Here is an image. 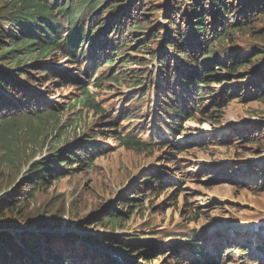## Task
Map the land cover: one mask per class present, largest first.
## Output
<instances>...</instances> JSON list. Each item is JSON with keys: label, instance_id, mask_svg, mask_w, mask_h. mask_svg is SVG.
Segmentation results:
<instances>
[{"label": "trees", "instance_id": "trees-1", "mask_svg": "<svg viewBox=\"0 0 264 264\" xmlns=\"http://www.w3.org/2000/svg\"><path fill=\"white\" fill-rule=\"evenodd\" d=\"M64 1L5 0L1 6L0 148L1 141H6L12 129L20 125L38 130L42 141L49 130L58 127L64 109L51 98L54 95L50 94L48 86L39 82L40 77L48 72V60L56 50L78 63L82 56L92 59L91 70L100 63L101 69L111 71V75L102 73L96 88H102V83L119 82L141 88L143 92L130 103L148 100L144 83L149 81L150 86L152 80L144 77V73H125L124 68L133 64L145 65V59H157L158 113L154 112L157 118L153 125L160 133V142L140 140L136 136L140 128L131 132L134 126L126 133H120V118L105 115V108L99 109L101 105L96 102L94 94L81 84L77 97L65 109L76 103L94 108L96 114H101L99 123L102 128L93 137L82 135L75 138L76 142L70 145L66 141L63 145L49 146L46 157L30 159L27 172L20 173L17 178L18 172L11 177L5 167L1 169L3 184L0 188L7 189L0 192V227L8 224L23 227L31 223L56 226L75 222V218L65 219L61 209L50 212L53 216H32L31 204L39 193L59 180L88 171L97 158L114 151L115 146L98 138L115 136L118 147L146 154L158 144L175 154L188 152L186 146L194 143L202 150L210 145L226 148L251 145L249 149L256 152L264 150V122L233 126L228 133L219 136L215 132L208 139L198 138L184 143L176 139L185 118L199 116L219 122L224 109L232 101L241 104L264 101V65H259L264 58V0H67L65 4ZM158 16L164 18V22H160ZM6 25L11 32L6 30ZM246 37L257 41L256 44L245 47ZM169 50H174L175 54H170ZM116 55L117 58H113ZM133 56H140L143 60L133 62ZM120 58L123 60L117 65L116 60ZM89 61L87 59V63ZM34 69H40L36 73L38 76H35ZM143 78L146 82L140 81ZM212 85L219 88L220 95L207 89ZM121 99L118 96V100ZM201 102H209V107ZM140 111L141 108L136 113L139 115ZM133 115L124 114L128 123H136V126L144 122L147 125L148 120L134 122ZM12 149L10 147L8 151ZM23 149L10 158L13 166L20 165L26 158ZM235 165L240 167L238 163ZM236 167H230L222 180L235 183L240 190L264 191V166L252 165L243 178L236 175ZM12 168L17 170L18 167ZM210 170L213 176L209 177L213 180L219 176L222 178L218 167ZM160 173L163 176L152 169L143 170L142 175L147 177L144 179L145 190L137 185L132 196H121L115 206L107 209L100 206L95 217H86L91 218L87 221H94L93 228L114 230L133 222L139 211H158L160 206H145V202L139 201L144 196L151 201L153 196L159 197L162 193L173 192V197L182 193V180L176 173ZM251 177L253 182L246 181ZM11 178L16 179L9 186ZM198 231L196 227L181 228L164 238L162 232L155 230L143 237L118 239L113 235H97L89 240L128 255L133 262H139L138 257L142 256V259L161 256L167 257L166 260L172 257L170 264L174 261L178 264H222L221 259L225 260L231 249L242 251L241 255L246 253L242 242L227 240L226 244H218L212 240L207 241L212 245L204 244L199 240ZM77 241L76 234L51 237L48 233H32L16 237L8 231H0V264H106V261L117 264L108 254L89 255L86 246ZM176 243L186 245L187 251L182 252ZM227 246L231 249L224 251ZM260 249L264 251V245ZM223 252L227 254L222 257ZM135 255L138 257L131 259ZM100 257H103L101 261L96 262Z\"/></svg>", "mask_w": 264, "mask_h": 264}, {"label": "rangeland", "instance_id": "rangeland-1", "mask_svg": "<svg viewBox=\"0 0 264 264\" xmlns=\"http://www.w3.org/2000/svg\"><path fill=\"white\" fill-rule=\"evenodd\" d=\"M66 1H64V4ZM4 2L5 0H0V11ZM158 18H160V22L164 21L162 17L158 16ZM6 30L11 32L7 25ZM256 42L252 38L246 37L244 43L247 45L245 47L256 44ZM169 52L174 54L173 50H169ZM117 56L113 58H117ZM78 60L79 64L74 59L64 56L63 52L59 50H56L54 55L50 57L48 67H46L48 72L40 77L39 82L43 86H48L50 94L54 95L51 98L56 101V104L61 109H64V114L58 127L49 130L43 141L39 140L38 130L26 129L24 124L13 128L9 138L6 141H1L0 171L5 167L4 169L10 172L11 177H14L18 172L17 178L20 173L27 172V163L30 159L42 160L46 157L49 146L55 147L54 145L57 143H59L58 145H63L66 141L68 144L73 143L76 142L74 141L75 138H79L82 135L89 138L93 137L102 128L99 123L101 114H96L94 108H87L82 104L76 103L75 106L65 109L69 102L77 97V92L80 90L79 87L83 86L81 84H84V87L94 94L93 97H95L96 102L101 105L98 108H105V115L120 118V133H126L129 128L134 126L131 132L135 133L140 128V132L136 135L137 137L141 136L140 140L150 143L160 142L158 140L160 133L156 131L155 127L147 126L144 122L142 125L135 126L136 123H128L124 117V114H134V122L137 120H150L153 112L158 109L156 106L158 95L154 93V89L151 90L150 99L146 102L132 101L130 103L133 98L143 92L141 88L135 89L128 82L102 83V88H96L94 83L97 81L95 79L89 80V77H93L92 73L86 74L89 66L86 63L87 58L82 56ZM122 60L123 58L116 60L117 65ZM142 60L143 58L140 56L132 57L133 62ZM145 60L147 61L145 65H129L128 68H124V72L130 75L144 73V77H148V80H153L154 84L159 72L157 71L158 60ZM39 70L34 69L35 76H38L36 73ZM105 71H98L96 68V76L99 77L100 72ZM147 73L149 74L147 75ZM111 74L112 72L109 75ZM152 77L153 79H150ZM140 81L146 82L144 78L140 79ZM149 84V81L144 83L146 92L149 91ZM110 87H113L114 90H110ZM207 89L215 90V94L220 95V90L215 85L209 86ZM118 96L122 99L118 100ZM180 104H182L181 100ZM201 104L209 107L210 103L201 102ZM139 108H141V111L138 115L136 111ZM76 117H79V119H74ZM260 120L264 121V101H255L245 105L232 101L224 109V115L219 122L204 120L199 116L196 118H185L182 121V132L177 138L183 141H197L198 138L208 139L215 132L219 136L223 132L228 133L231 127H239L245 121L258 122ZM146 128L148 130H145ZM114 138L115 136H110L108 139L98 138L101 142L115 146L114 151L97 158L88 171L73 177L63 178L49 189L39 193L36 199L33 200V204H31V210L34 213L32 216H38L36 214H39V216H53L54 214H50V212L55 213L57 209H61L64 212L65 219L75 218L73 223H77L76 227L81 233L85 234L82 236L77 234L79 240L88 239V236L92 238L97 235H113L118 236V239H128L148 236L155 230L156 232H162V236L167 238V235L175 230L193 227L199 230V240H204V244L207 245H212L209 244L212 240H215L214 243L218 244H226L227 240L244 243L246 239L242 237L246 233L264 235L262 231V225L264 224V191L240 190V188L235 186V183L229 180H222L225 174L230 171V167H236V163L240 164V167H236L235 173L243 178L248 170V167H245L247 166L246 162L261 159L264 156V150L260 153L256 152L249 149L251 145L247 146V148H236L235 146L226 148L210 145L206 150H202L199 144L194 143V145L186 146L189 147L186 149L188 152L175 154L172 150L165 148L164 145L158 144L153 148L154 150L146 154L118 147ZM17 145H22L23 147L15 148ZM10 147L14 149L8 151ZM21 148H24L23 157L26 155V158L20 165L13 166L10 158L17 155ZM168 158H171V160H168ZM169 161L174 163H167ZM12 167L18 168L14 170ZM216 167L220 169L219 172L222 178L219 176V179L213 180L212 177H209L213 176L210 169ZM145 169L158 171V174L162 176L163 174L160 172H167L169 175L176 173L182 180L180 184L182 193L178 192L174 197L173 192L162 193L159 197L153 196L151 201L147 200V196L142 197L139 203L145 202V206L152 207L155 205L160 206V208L156 212L153 210H147L145 213L139 211L134 221L128 223L124 228L116 227L114 230L102 227L93 228L94 221H87V219L94 218V215L98 213L96 209L100 208V206L103 205L102 209L115 206L121 196L125 194L132 196L133 190L137 185L145 190L144 179L147 177L142 175V171ZM203 169H205L204 173ZM1 177L2 175H0V184H3ZM16 178H11L8 182L9 186L14 183ZM247 178L250 177L248 176ZM252 179L253 177L246 181L253 182ZM5 189L7 188H0V192ZM256 226L259 228L257 229ZM50 228L53 227L45 226L38 230L48 232ZM257 238L264 239L262 236ZM253 242L252 240L251 243ZM262 242L264 241L262 240ZM175 245L180 247L182 252L187 251L186 245L181 243H176ZM249 246L250 248L244 247L246 253L242 255L241 251L232 249L228 253L227 259H222V264H263L264 260L260 258L261 255L256 257V254L259 255L260 251H255L251 245ZM227 247L230 248L231 246ZM86 252L91 255L92 253L99 254L102 251L100 247L86 245ZM224 254L223 252L222 255ZM137 257L138 255H135L131 259ZM102 258L100 257L96 262H100ZM142 258L143 256L138 257L139 262L134 261L135 264H170L172 257L167 260V257L162 258L161 256L159 258ZM108 263L106 261V264ZM172 264L178 263L174 261Z\"/></svg>", "mask_w": 264, "mask_h": 264}, {"label": "water", "instance_id": "water-1", "mask_svg": "<svg viewBox=\"0 0 264 264\" xmlns=\"http://www.w3.org/2000/svg\"><path fill=\"white\" fill-rule=\"evenodd\" d=\"M33 225H39V224L31 223V224H28V225L23 226V227H19V226H16V225L8 224V225H2L0 227V230H13L14 232H20L22 230H25L26 231L27 229H31L30 227H32ZM66 225L67 224L64 222L61 225H56V226H51V225H40V226H42V227L51 226L53 228H56V227H61V226H66Z\"/></svg>", "mask_w": 264, "mask_h": 264}, {"label": "bare ground", "instance_id": "bare-ground-1", "mask_svg": "<svg viewBox=\"0 0 264 264\" xmlns=\"http://www.w3.org/2000/svg\"><path fill=\"white\" fill-rule=\"evenodd\" d=\"M244 26V25H243ZM238 27V26H237ZM248 27V26H247ZM244 28H246V27H244ZM235 30V29H234ZM249 31V30H248ZM245 36V35H244ZM132 42V41H131ZM127 77V76H126ZM60 121V120H59ZM40 140V139H39ZM244 232V231H243Z\"/></svg>", "mask_w": 264, "mask_h": 264}]
</instances>
